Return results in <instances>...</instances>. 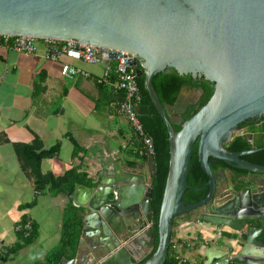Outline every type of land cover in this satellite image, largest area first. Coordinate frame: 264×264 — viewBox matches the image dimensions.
Returning a JSON list of instances; mask_svg holds the SVG:
<instances>
[{
  "label": "water",
  "instance_id": "95a60500",
  "mask_svg": "<svg viewBox=\"0 0 264 264\" xmlns=\"http://www.w3.org/2000/svg\"><path fill=\"white\" fill-rule=\"evenodd\" d=\"M0 35L99 46L110 50V59L131 55L133 65L139 62L144 70L137 77L144 73V87L169 141L158 243L155 248L152 184H145L141 172L112 164L98 185L77 184L71 197L84 209L83 234L96 243L93 261L165 264L174 218L196 211L198 221L240 237L242 246L222 264H264V165L243 158L264 145L240 152L223 146L248 119L264 126V0H0ZM167 68L214 83L208 101L183 123L152 83L153 75ZM175 124L181 128L175 130ZM195 143L208 177L207 194L185 203ZM210 157L245 173L228 172L220 180ZM148 172L155 175L153 155H148Z\"/></svg>",
  "mask_w": 264,
  "mask_h": 264
},
{
  "label": "crops",
  "instance_id": "0c3cea01",
  "mask_svg": "<svg viewBox=\"0 0 264 264\" xmlns=\"http://www.w3.org/2000/svg\"><path fill=\"white\" fill-rule=\"evenodd\" d=\"M55 46L61 48L65 43ZM48 50L44 41L38 42L35 54L0 49V242L8 250L14 247L18 242L14 228L24 217L37 231L31 244L11 249L0 264H46V257L59 244L62 214L68 203L64 194L35 192L21 168L15 144H30L35 137L45 149L60 144L57 155L42 160L43 173L58 177L77 167L99 183L106 166L120 164L123 170L141 172L145 184L150 185L148 163L126 151L133 146L129 142L133 131L116 110V91L94 80L107 63L92 64L66 54L53 60L46 57ZM65 64L89 76L77 73L66 78L60 72ZM74 142L81 150L73 156ZM224 187L221 182L220 188ZM33 201L31 207H24ZM196 215L195 211L187 219L181 218L173 232L177 255L180 249L188 264H222L236 254L242 246L237 233L219 226V235L216 226L198 221ZM95 244L93 237L82 232L75 250H68L61 264L70 259L71 264H101L93 261Z\"/></svg>",
  "mask_w": 264,
  "mask_h": 264
},
{
  "label": "trees",
  "instance_id": "16d2710c",
  "mask_svg": "<svg viewBox=\"0 0 264 264\" xmlns=\"http://www.w3.org/2000/svg\"><path fill=\"white\" fill-rule=\"evenodd\" d=\"M136 70L143 72V68L139 62L135 65ZM195 80L191 74H179L173 68H167L152 77L153 86L163 104L172 106L176 97L179 94L180 89L186 85V83ZM203 84H205L204 93L200 98V101L191 107H189L185 113L181 115L183 118L182 123L196 113L212 95L214 88L213 83L204 79V77L197 78ZM138 86L141 92V101L138 104L137 112L139 119L142 123L145 132L151 136L153 140V156L155 163V175L150 177L152 184V206H153V220L156 223L153 225V238L155 242V248L158 243V230L157 221L159 216L160 204L165 187L168 163H169V141L168 131L164 125L161 117L157 113L153 106L150 97L144 87V73L142 76L137 77ZM212 84V85H211ZM117 99L120 98V94L116 92ZM179 113V112H178ZM181 123V124H182ZM181 124H175L173 127L175 130L181 128ZM264 130V126H252L250 132L261 133ZM133 140V133L130 136ZM1 141V140H0ZM264 137L259 140H253L247 138L244 134H235L231 141L224 144V147L229 151H245L252 147L263 146ZM60 144L56 143L52 147L45 149L42 141L35 137L30 144H15V151L21 168L25 171L27 177L32 181L33 187L36 193L44 194L49 193L52 196L64 194L68 198V203L65 206L62 214V224L60 230V240L57 247L46 257V264H61L63 257L68 250H75L79 243L84 221L82 207H77L72 203V194L77 184L93 187L98 183L93 182L88 174L85 172H79L77 167L68 169L62 176H54L52 173H43L41 171V162L44 158L53 157L59 152ZM127 152L141 159L142 162L148 163V156L146 154H139L140 145L135 141L132 147L126 148ZM81 148L74 142L73 156L76 155ZM252 163L264 165V149L251 153L243 157ZM212 159H209L211 162ZM218 166L225 167V163L221 160L218 161ZM234 172L243 174L245 171L239 169H232ZM213 171V170H212ZM207 181V175L200 166L197 158V143L194 144L193 153L190 161L189 173L187 177V183L191 188L187 189L183 200L187 203H192L201 200L207 194V187L205 183ZM201 188L200 190H194V188ZM34 201L24 207H31ZM28 219L24 217L20 222H26ZM36 228L33 225L32 231L29 236L24 237L23 233H17L18 242L14 245L13 251L24 245L31 244L36 238ZM174 233L171 235V241L168 248V255L165 264H177V253L174 250L172 239ZM11 249L8 252H11ZM7 252V254H8ZM6 255L0 254V263L6 258ZM188 264V261L187 263ZM233 264V263H231Z\"/></svg>",
  "mask_w": 264,
  "mask_h": 264
},
{
  "label": "built area",
  "instance_id": "2783aa9c",
  "mask_svg": "<svg viewBox=\"0 0 264 264\" xmlns=\"http://www.w3.org/2000/svg\"><path fill=\"white\" fill-rule=\"evenodd\" d=\"M39 41H44L49 45L46 55L49 59H57L61 54H66L75 59H82L92 64L106 62V67L102 75L94 77L98 84H109L116 92L120 94V98L115 101L116 110L123 114L133 131V140L129 142L134 145L135 141L140 145L139 154L153 155V140L145 130L139 119L137 107L141 101V92L137 82V70L131 60L132 56L125 54L121 57L110 59V50L93 45L79 44L74 41H59L53 39H36L29 36H6L0 35V49L13 50L25 54H35ZM57 43H65V46L57 48ZM61 75L66 78H73L77 73L89 76L88 73L77 70L67 64L62 65ZM33 229L30 220L19 222L14 230L16 233H23L24 237L29 236ZM8 248L0 242V254L6 255ZM177 264L187 263L184 256L177 255Z\"/></svg>",
  "mask_w": 264,
  "mask_h": 264
},
{
  "label": "flooded vegetation",
  "instance_id": "af4514ba",
  "mask_svg": "<svg viewBox=\"0 0 264 264\" xmlns=\"http://www.w3.org/2000/svg\"><path fill=\"white\" fill-rule=\"evenodd\" d=\"M193 78L195 80L186 83V85H184L180 89L179 94L176 97V100L174 101V104L172 105V108H173L172 113L173 114L181 116L183 113L186 112V110L189 107H191L193 105H196L200 101V98L202 97V95L204 93V88L206 86L200 80L196 81L197 78H201L200 76L193 77ZM213 88H214V83H213ZM189 93H190V95H189ZM257 121H258L257 119H248V120L244 121L243 123H241V125H240L241 131L239 132V134L251 135L252 136L251 138L253 140H259V139H261V137H264V135L259 133V132H255V133L254 132H252V133L250 132V127L257 126V124H254ZM249 123H251V125H249ZM242 130H244V131H242ZM226 143H228V142H226ZM226 143H223V146ZM256 147H258V146H256ZM238 152H240V151H238ZM209 159H212L211 162L209 161L211 169L213 170V172L219 178L226 177V174L228 172H231L232 174L236 173V172H234L232 170V169H236V168H234V167H232V166H230V165H228L226 163H225V165H226L225 167L224 166L223 167L218 166L219 159L211 158V157ZM221 172H222V174H221ZM236 174H239V173H236ZM207 180H208V177H207ZM150 184H151V182H150ZM186 192H187V190L185 191V193ZM185 193H184V196H185ZM183 201L185 202V200H183ZM185 203H187V202H185ZM190 215H191V213H186L184 215H181V216H178V217L174 218V221H173V226H174L173 232H174L175 226H176V219L177 218H182V219L185 218V219H187V217H189ZM217 229H218L217 233L219 235H221L222 234V229L220 227H217Z\"/></svg>",
  "mask_w": 264,
  "mask_h": 264
},
{
  "label": "rangeland",
  "instance_id": "374dc122",
  "mask_svg": "<svg viewBox=\"0 0 264 264\" xmlns=\"http://www.w3.org/2000/svg\"><path fill=\"white\" fill-rule=\"evenodd\" d=\"M189 95H190V93H189ZM55 215L57 216V213H56V211H55ZM58 219H59V216H58ZM31 221V220H30ZM180 223H181V218H177L176 219V226H175V229H178V227L180 226ZM182 248V247H181ZM179 252H180V255H183V254H185V253H181V251H180V249H179ZM16 255H18L19 256V254H16ZM15 255V258L17 257ZM12 258L14 257V255L13 256H11ZM37 256H36V254L32 257V258H36Z\"/></svg>",
  "mask_w": 264,
  "mask_h": 264
}]
</instances>
